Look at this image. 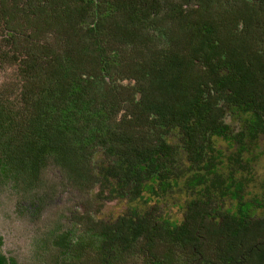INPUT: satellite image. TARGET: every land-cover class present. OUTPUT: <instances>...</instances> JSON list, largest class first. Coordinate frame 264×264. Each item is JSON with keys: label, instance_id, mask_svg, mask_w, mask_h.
Listing matches in <instances>:
<instances>
[{"label": "trees", "instance_id": "16d2710c", "mask_svg": "<svg viewBox=\"0 0 264 264\" xmlns=\"http://www.w3.org/2000/svg\"><path fill=\"white\" fill-rule=\"evenodd\" d=\"M0 29V192L52 165L125 202L51 264H264V0H0Z\"/></svg>", "mask_w": 264, "mask_h": 264}, {"label": "rangeland", "instance_id": "374dc122", "mask_svg": "<svg viewBox=\"0 0 264 264\" xmlns=\"http://www.w3.org/2000/svg\"><path fill=\"white\" fill-rule=\"evenodd\" d=\"M14 69V66L6 65L0 71V85L11 78L13 80ZM62 180L61 172L50 165L34 192L17 195L11 190H1V252L7 258L14 259L16 264H51L56 253L52 251L49 254L48 249L55 229L67 226L72 214L78 217L79 213H86L91 205H98L100 213L96 217L99 220H110L125 208V202L111 198L108 191L93 202L90 198H98L99 190L87 194L69 186L64 189ZM170 212L174 218L180 219L175 208L170 209Z\"/></svg>", "mask_w": 264, "mask_h": 264}]
</instances>
